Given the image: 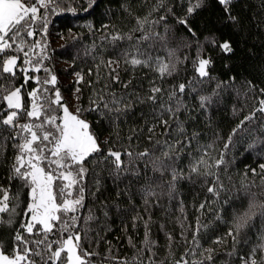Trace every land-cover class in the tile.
<instances>
[{
	"label": "trees",
	"instance_id": "trees-1",
	"mask_svg": "<svg viewBox=\"0 0 264 264\" xmlns=\"http://www.w3.org/2000/svg\"><path fill=\"white\" fill-rule=\"evenodd\" d=\"M97 4L89 14L83 11L84 0H62L60 8H76L77 14L64 11L57 15L49 9L46 35L37 22L36 36L25 37L29 42L38 39L47 44L44 66L57 78L54 87L59 89L62 103L86 110L94 93L103 90L105 100L110 99L108 93H115L122 98L121 107L131 105L118 115L105 112L101 117L89 111L80 115L89 121L101 149L84 161V200L76 231L80 247L90 254L86 264H182L183 260L189 264L193 260L242 264L241 257L248 259L253 249L259 260L264 256L259 250L264 244V211L257 212L238 233L232 219L246 205L249 193L264 199V173L259 168L264 164V113L257 111L254 119L245 120L264 100V0H231L227 11L220 0H203L190 16L188 0H97ZM44 12L41 9V15ZM229 13L235 21L229 19ZM145 17L149 23L137 30V19ZM181 19L187 20L188 27ZM117 34L132 38L113 40ZM145 35L148 39H143ZM208 37H214L215 43H209ZM224 42L230 44V52L220 47ZM13 54L6 50L4 57ZM198 55L211 61L206 77H200L194 66ZM131 56L152 59L147 65L133 66L126 62ZM157 58L168 65L169 72L163 76ZM108 61L114 62L111 67ZM22 66L21 60L17 67ZM76 73L83 76L79 83ZM39 75L48 74L42 71ZM116 75L118 80H113ZM23 81L19 71L15 78L4 73L0 87H19ZM180 84L185 91L177 93L182 101L178 112L161 114V99L167 101ZM34 87L29 81L26 91ZM153 88L161 91L153 93ZM26 91L22 90L25 109L29 107ZM153 95L155 102L148 99ZM201 97L208 99L202 102ZM0 111L7 114L6 102L0 101ZM53 114L62 113L57 109ZM161 120L167 121V127ZM241 121L244 124L238 128ZM26 122L28 118L21 115L19 123ZM234 129L237 131L225 148ZM17 131L0 123V186L10 188V196L18 195L11 223L7 213L0 214V250L10 256L17 243L15 235L28 219L25 212L30 202L24 182L10 179L19 154L17 145L23 142ZM108 150L121 153L126 165L121 172H116ZM142 152L148 154L136 156ZM221 155L224 164L211 168L199 164L197 171L192 170L201 159L213 165ZM217 180L222 185L217 188L218 196L207 190L217 187ZM9 204L13 206L12 201ZM146 231L148 240L154 242L150 247L144 244ZM194 234L199 246L193 250ZM24 235L25 239L40 238ZM54 238L58 237L49 236ZM209 254L210 260L206 259ZM29 258L44 264L38 256Z\"/></svg>",
	"mask_w": 264,
	"mask_h": 264
},
{
	"label": "snow or ice",
	"instance_id": "snow-or-ice-1",
	"mask_svg": "<svg viewBox=\"0 0 264 264\" xmlns=\"http://www.w3.org/2000/svg\"><path fill=\"white\" fill-rule=\"evenodd\" d=\"M61 2L62 0H0V76L7 73L15 78L17 71L24 76V81L19 87L13 86L11 89L0 87V101L6 102L8 110L6 115L0 111V123L18 129L16 135L23 141L17 145L19 154L15 158L10 179L19 178L22 180L24 186L29 189L30 198L25 212L28 219L20 225L22 231L18 230L15 235L17 243L12 250V255H6L0 250V264H35V261L29 258L33 255L40 257L44 264H49V262L51 264H86L85 257L90 254L84 252L80 247V235L76 231L80 219L78 213L83 207L84 200L83 179L87 171L84 167V161L90 155L99 153L101 149L96 136L89 130L90 124L81 119L80 115L83 111L95 112L101 117H104L105 112L118 115L131 106L124 104L121 107L122 98H117L115 93H108L110 99L105 100L103 90L98 95L94 93L93 98L90 99L89 109L77 108L75 114L69 111L65 103H62L61 93L59 89L54 87L57 78L55 75H51V70L44 66V61L48 59L44 55L47 44L38 39H33L31 42L25 39V37L33 38L36 36L34 26L37 22H40L43 33L46 35L49 9L57 15L64 11L77 14L76 8H60ZM84 3L86 7L83 8V11L89 14L94 13L98 6L97 0H84ZM188 3L190 6L187 8V14L190 16L202 5L203 0H195V3L193 0H188ZM220 3L225 6L227 11V6L231 0H220ZM41 9L45 10L43 15H41ZM229 19L235 21L236 18L229 13ZM179 22L188 27L186 19H181ZM147 23H149L147 17L138 18L137 30L142 29ZM88 27L91 28V25ZM188 31L195 35L190 27ZM124 38L131 39L132 37H122L119 34L112 37L113 40ZM143 39H148V36L145 35ZM206 39L209 43H215L214 37ZM220 47L225 52L232 50L228 42H224ZM6 50H13L15 54L4 57ZM30 52L32 55H29ZM139 55H143V53H139ZM150 59L152 58L149 57L142 61L136 56H131L126 59V62L133 66L147 65ZM21 60L23 66L18 68V62ZM157 62L158 71L162 76L169 72L167 64L159 61V58H157ZM113 63V61H108L107 66L111 67ZM210 63V59L201 58L198 55L194 66L200 77L208 76L207 67ZM42 71L48 75L42 78L39 75ZM29 72L32 73L31 76L28 75ZM112 72H115L114 68H112ZM76 77L77 83L83 80L80 73H76ZM112 79L118 80V75L112 76ZM29 81L34 82L35 87L31 91H26ZM49 85L53 86L51 91ZM250 87L252 86L250 85ZM22 90L26 91L29 98L27 109L24 108ZM160 91L159 88L152 89L153 93ZM184 91L185 85L180 84L169 93L167 101L161 99V114L167 112L170 116L176 115L182 105V101L177 98V93L182 95ZM76 92H79V88L76 89ZM261 92H264V89H261ZM148 99L153 102L156 101L154 95ZM206 99L208 98L201 97L202 102ZM169 102L175 104V109ZM259 103L261 107L254 109L251 115L246 116V121L254 119L257 111L264 113V100H260ZM57 109L62 113L59 116L53 114ZM21 115L27 117L28 122L20 124L19 117ZM33 121H39V123ZM161 123L167 127V121L161 120ZM243 124L244 121H241L238 128L242 127ZM179 130L183 131L182 128ZM236 131L237 129H234L229 136L225 148L231 143L232 135H235ZM103 143L107 144L108 141L105 140ZM147 154V152H142L137 153L136 156L143 157ZM125 155L130 158L133 156L131 152H126ZM108 156L113 158L112 163L116 172H121L123 170L121 153L108 150ZM224 163L223 155L216 159L213 165H208L201 159L192 166V170L197 171L199 164L211 168ZM259 168L264 173V164H260ZM204 174L214 175L211 172ZM175 178L176 174L174 173L173 179ZM218 187H222V185H219L217 180V187L210 186L207 190L209 193L218 196ZM10 191V188L5 189L0 186V214L7 213L10 218L9 223H11V218L16 215L15 202L18 200L17 194L9 195ZM58 200L59 202H57ZM9 201L13 202L12 207H10ZM200 208L203 209L204 204H201ZM70 213L71 215H69ZM91 218V216L88 217V219ZM145 228L147 229V224H145ZM235 229L238 233L239 229ZM24 234L29 237L35 235L40 238L25 239ZM52 235L58 238L49 239V236ZM228 235H232V233L230 232ZM233 240L235 241V237ZM216 242L219 243L220 240L218 239ZM151 243L154 242L148 240V232L146 231L144 244L150 247ZM53 245H56V251H52ZM197 246H199V241L194 234L193 250ZM41 247H43V252L40 251ZM259 250L264 251V244L259 245ZM205 251L211 252V250ZM45 252L48 253L47 256L44 255ZM81 252L83 255L80 254ZM256 252L257 249H253L248 259L241 257L242 264H264V256L259 260L255 259ZM62 253H64L63 261H61ZM206 259L210 260L211 255L209 254ZM122 264H130V262L123 261ZM174 264H181V262L177 261ZM182 264H189V261L183 260ZM191 264H203V261L193 260Z\"/></svg>",
	"mask_w": 264,
	"mask_h": 264
},
{
	"label": "clouds",
	"instance_id": "clouds-1",
	"mask_svg": "<svg viewBox=\"0 0 264 264\" xmlns=\"http://www.w3.org/2000/svg\"><path fill=\"white\" fill-rule=\"evenodd\" d=\"M260 211H264V199H259L255 192L249 193L244 208L233 213L232 223L234 228L243 230L248 221Z\"/></svg>",
	"mask_w": 264,
	"mask_h": 264
},
{
	"label": "rangeland",
	"instance_id": "rangeland-1",
	"mask_svg": "<svg viewBox=\"0 0 264 264\" xmlns=\"http://www.w3.org/2000/svg\"><path fill=\"white\" fill-rule=\"evenodd\" d=\"M11 52L13 53V50H11ZM59 64H61V63H59ZM198 73V72H197ZM64 81H66V79H64ZM67 107H68V109H69V111L70 112H72L73 114H75V112H76V107L74 108L73 106H69V105H67ZM85 120V119H84ZM88 123H89V121L88 120H86ZM34 123H38V122H36V121H33ZM90 130V129H89ZM98 143V142H97ZM73 196H75L74 195V193H73ZM56 251V250H55ZM4 254H6V253H4ZM7 255V254H6ZM62 255H64V253H62ZM10 256V255H9ZM134 262V261H133ZM133 262L132 263H130V264H133Z\"/></svg>",
	"mask_w": 264,
	"mask_h": 264
}]
</instances>
